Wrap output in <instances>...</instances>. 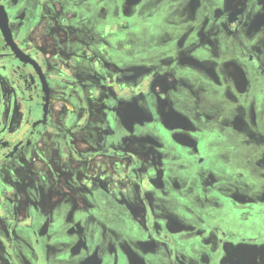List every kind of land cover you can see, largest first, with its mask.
<instances>
[{
    "label": "flooded vegetation",
    "instance_id": "flooded-vegetation-1",
    "mask_svg": "<svg viewBox=\"0 0 264 264\" xmlns=\"http://www.w3.org/2000/svg\"><path fill=\"white\" fill-rule=\"evenodd\" d=\"M103 1L0 0L11 33L9 42L0 27V261L130 264L136 258L145 264H264V208H258L264 201V176L262 169L260 175L256 173L264 166V145L255 167L257 188L242 194L227 192L231 214L251 229L237 241L227 228L217 226L211 231L199 224L203 219L195 224L179 222L169 212L155 210L162 209L157 204L166 197L163 180L173 166L163 161V150L189 149L194 153L191 166L214 188L221 176L202 169L206 160L198 148L210 139L216 119L234 134L264 139V0L172 5L166 13L162 11L168 19L163 22L166 26L137 37L134 43L119 40L129 20L149 19L147 14L171 4L143 0L134 6L128 0H109V6ZM54 3H68L72 16L64 21L76 22L86 33L92 53L84 55L86 60L80 65L85 69L80 73L60 47L54 59L55 72H50L45 52L29 41L41 20L51 18L48 10ZM112 4L118 5V16ZM120 15L122 21H118ZM171 41L176 42L175 47L168 45ZM63 42L66 39L59 40ZM132 47L141 55L127 62L121 53ZM81 76L91 81L87 88ZM73 92L80 96L78 101L94 99L102 106L97 123L103 131H91L95 139L90 141L93 149L87 157L77 153L79 145L74 140L84 125L91 123V113L86 111L79 121L77 105L71 101ZM53 99L74 107L71 111L61 104L66 111L64 122L70 126L64 135L65 145L74 156L84 163L103 156L130 161L126 185L115 183L111 189L99 184L83 191L81 202L70 194L57 199L51 173L34 176L33 181L23 179L18 170L35 160V147H40L57 122ZM159 110L165 111L164 116ZM99 142L103 153L97 148ZM126 145L146 150L149 158L124 153ZM99 192L112 203L129 207L141 235L129 241L109 228L113 235L105 230L100 237L95 230L98 219L90 212L97 205ZM207 197V202L217 201ZM59 214L66 222V233H62L71 242L66 248L53 241ZM180 235L194 238V243L178 240ZM97 236L99 239L93 240Z\"/></svg>",
    "mask_w": 264,
    "mask_h": 264
},
{
    "label": "rangeland",
    "instance_id": "rangeland-1",
    "mask_svg": "<svg viewBox=\"0 0 264 264\" xmlns=\"http://www.w3.org/2000/svg\"><path fill=\"white\" fill-rule=\"evenodd\" d=\"M103 2H106L109 6L111 5L109 0H104ZM68 5V3L65 6H61L58 3L50 5L48 10L50 14L47 13L51 18L42 19L39 29L29 40L45 52L49 71L53 73L55 72L52 70L55 66L54 59L59 52V47L67 52V55L70 56L78 69H81L79 73L85 69L80 65L81 60H86L85 56H90L92 53L89 45L86 44L87 37L83 27L76 22L64 21L72 16ZM117 7V4H112V9L116 10L118 16L120 11ZM167 8L170 10L173 6H167L166 4L163 7H159L161 11H153L147 14L149 19L141 17L131 18L128 29L119 33L121 37L119 40L126 43H134L139 36L144 38L149 33L162 30L166 26V24L163 26V22L168 20L167 16L162 15V11L166 13ZM53 16L57 18L56 21L52 19ZM123 19V15H120L118 21ZM54 22L57 24V28H54ZM68 23L72 26L68 25ZM59 33H63V35H59ZM60 39H66V42L60 44ZM262 42L264 43V41ZM96 43L94 42L93 45L95 46ZM121 55L127 62H132L139 59L141 53L136 51V47H132L124 50ZM115 62L119 61L116 60ZM119 64L122 63L119 62ZM86 69L88 72L91 70L90 67ZM81 81L84 87L89 86L88 83L91 82L84 76H81ZM86 93L90 95L88 90ZM79 99L80 96L73 92L71 101L77 105V114L80 116L79 121H83L81 118H84L85 112L88 111L91 113V123L84 125L83 130L75 135L74 143L79 145L77 150L79 152L77 153L87 157L93 149L90 141L95 139L91 131L94 130L96 133L103 131V128L97 123L101 115L102 106L100 101H95L94 99L89 102H81L78 101ZM61 104L68 110L71 108V111L74 110L70 103V106H66L64 103L59 104L57 122L53 124L51 131L40 143V147L36 146V149H34L35 155H33V158L35 160L32 159L31 164L24 166L26 168L22 166V169L18 170V167H16L19 174H23V179L28 181V178H30L33 181L34 176L51 173L56 182L55 189L59 193L57 199H62L63 196L70 194L74 197L73 200L81 202L84 201L82 198L83 191L86 189L91 190L99 184L103 183L111 189H115V183L118 184L120 182L126 185L125 176L130 161L113 159V156H103L93 162L84 163V160L74 156L69 146L65 145L64 135L66 129L70 126L64 122L66 111ZM215 110L218 116L220 113L218 104ZM218 121L216 119L217 126L211 131L210 139L206 143H201L198 150L206 160L202 169L205 172L208 171V174L214 171L220 175L219 184L213 188L200 179L197 168L191 166L194 160V153H191L189 149L173 147L165 149L162 151L163 161L173 165V168L169 167L168 173H166V177L163 180L164 186L162 190L163 195L166 197H162V201L157 204L162 209L155 210L169 212L175 217L174 220L179 222L184 221L195 224L196 221L203 219L199 221V224L206 225L211 231L217 226L227 228L232 234V239L237 241L242 238V234H248L251 229L243 227L240 217L238 216L235 219L231 214L228 207L230 197L227 196V192L242 194L257 188L258 176L255 173V167L258 157L263 152L260 148L264 145V139H248L243 135L234 134L229 127L223 126L224 122L222 124ZM257 126L261 127L259 122ZM87 128L89 129L87 130ZM99 144L100 147L97 148L100 153H103L101 142ZM122 151L124 153L137 154L142 160L149 158L146 150L128 148V145ZM29 174H32L33 177H29ZM171 180L177 181L180 186ZM18 188L22 189L21 186H18ZM207 196L216 197L217 203L207 202ZM124 198L127 200L128 195ZM129 200L133 201L131 198ZM114 201H116L115 198ZM90 212L98 219L95 230L98 231L101 238L105 230L109 235H113L110 234L109 228L112 231L111 233L119 234L129 241L134 239L135 236L141 235V230L133 219L129 207L127 205L121 206L120 203H112L103 192H99L97 205L95 204V207ZM100 222H103L105 226L102 223L98 227ZM65 229L66 222L63 220L62 215L59 214L56 218L55 229L53 227L52 230V233L55 234L53 241L56 244L61 243L60 245H64L66 248L71 245V242L69 240L66 241L65 235L62 233L65 232ZM94 239L97 240L99 237H94ZM0 264H3V262L0 261Z\"/></svg>",
    "mask_w": 264,
    "mask_h": 264
},
{
    "label": "crops",
    "instance_id": "crops-1",
    "mask_svg": "<svg viewBox=\"0 0 264 264\" xmlns=\"http://www.w3.org/2000/svg\"><path fill=\"white\" fill-rule=\"evenodd\" d=\"M131 4L133 3L134 6L140 5V1L143 0H128ZM158 2H160L161 5L168 3L171 4L173 6L175 5H194V4H210V0H159ZM184 21H186L187 23V19H185ZM164 44V43H163ZM168 45H170L171 47H175L176 46V42L171 41L170 43H168ZM239 77V75H238ZM164 110V109H163ZM163 110H159L158 113L161 114L160 116H164V112ZM151 117H153V115H151ZM178 143V142H177ZM185 143V142H184ZM181 144V143H180ZM191 144V142H187V145ZM258 167V166H257ZM261 169H262V174H261ZM257 174H261L262 176H264V166L258 167V169L256 170ZM260 206L262 207H258L259 209L262 210V208H264V201L259 202ZM256 206V205H255ZM175 233H178L179 230L174 229ZM186 235V234H185ZM190 236H184V235H180V237H178V240H183L184 242H186V244L190 245L194 243V238H189ZM130 264H145L143 261L138 262L136 258L132 259L130 261Z\"/></svg>",
    "mask_w": 264,
    "mask_h": 264
},
{
    "label": "water",
    "instance_id": "water-1",
    "mask_svg": "<svg viewBox=\"0 0 264 264\" xmlns=\"http://www.w3.org/2000/svg\"><path fill=\"white\" fill-rule=\"evenodd\" d=\"M0 27H1L4 35L6 36L8 41L10 42L11 41V33H10L9 28H8V20H7L6 12L2 6H0Z\"/></svg>",
    "mask_w": 264,
    "mask_h": 264
},
{
    "label": "bare ground",
    "instance_id": "bare-ground-1",
    "mask_svg": "<svg viewBox=\"0 0 264 264\" xmlns=\"http://www.w3.org/2000/svg\"><path fill=\"white\" fill-rule=\"evenodd\" d=\"M60 103H64L66 106H69V103L67 101L53 99L52 100V105H53V108H54V114H56L58 112V108H59V104Z\"/></svg>",
    "mask_w": 264,
    "mask_h": 264
}]
</instances>
